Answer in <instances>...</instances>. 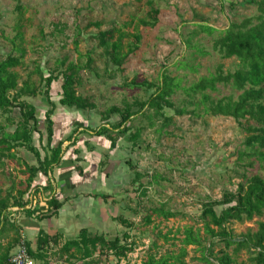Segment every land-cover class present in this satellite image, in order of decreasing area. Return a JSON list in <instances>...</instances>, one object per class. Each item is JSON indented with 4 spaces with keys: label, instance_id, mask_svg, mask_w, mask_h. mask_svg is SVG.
Segmentation results:
<instances>
[{
    "label": "rangeland",
    "instance_id": "374dc122",
    "mask_svg": "<svg viewBox=\"0 0 264 264\" xmlns=\"http://www.w3.org/2000/svg\"><path fill=\"white\" fill-rule=\"evenodd\" d=\"M255 13V6L246 0H0V59L11 49L10 40L5 36L13 37L20 23L24 56L22 64L14 70L19 85L26 80L38 90L36 95H24L22 99L35 107L36 130L31 133L32 144L41 155L44 154L42 145L46 144L44 113L50 104L43 94L39 69L47 76L49 71L63 68V59L66 63L74 61L84 65L86 53L92 58L90 66L81 70L77 93L92 102L93 109L61 106L58 103L61 77L50 84V100L55 103L51 115L53 144L62 140L64 147L70 142L68 136L75 127L74 134L80 136L85 133L84 126L93 129L117 122L120 119L117 113L109 118L103 116L111 106L120 109L128 106L134 112L128 122L131 129L118 137L113 147L108 139L88 132L87 138L81 135L77 140L80 150L88 149L86 139L88 145L93 142L98 146L94 145L99 151L97 154L82 152L79 161L82 169L90 162L89 168L102 172L103 181L96 186V192L102 191L105 195L93 197L87 205L79 203V219L90 223L85 225L89 234L113 237L129 233L134 249L120 259V264L140 263L149 254H178L181 249L186 252L185 264H210L200 259L196 245L185 244L186 229L192 227L203 234L202 203L221 199L224 191H234L245 176L262 173L257 160L248 164L255 158L246 155L243 162L237 159V152L245 150V131L232 117L207 112L218 98L236 99L240 91L223 83L204 90L203 96L199 92L189 96L184 90L202 76L213 74L219 64L224 72L240 67L237 58L222 57L214 42L229 20L239 21ZM93 21H100V27L86 25ZM145 21L153 25H145ZM203 24L216 30L208 31L200 26ZM111 26H120L128 34L124 44L136 45L120 66L113 64L97 44V32ZM134 35H138V41ZM74 40L78 42L77 50ZM163 67L179 83L167 97L170 104H164L160 112L154 108L140 109L139 103L155 91ZM18 119L15 108L0 111V138L9 135L11 138ZM134 132L137 136L131 140L129 134ZM9 153L13 155L10 157ZM9 153L0 162L3 193L12 183L22 187L28 175L26 166L37 163L24 146H14ZM43 180L44 176L39 173L32 185ZM30 193L35 197L39 193L41 197L49 195L42 191ZM148 207H162L174 215L168 218L152 215L151 222L146 223L144 215ZM220 208L215 206L217 212ZM17 217L11 216L12 223L16 224ZM260 221H264V212L251 219L231 221L229 227L236 237L255 231ZM76 233L72 230L68 235ZM21 237L30 242L20 231L18 235L12 233L10 254ZM62 241L59 234V242ZM49 246L47 263H68L65 256L58 254V243ZM221 246L217 243L212 248L215 255ZM228 251L235 261L247 262L245 249L233 253L230 247ZM98 259L116 261L111 255L108 258L100 255Z\"/></svg>",
    "mask_w": 264,
    "mask_h": 264
},
{
    "label": "trees",
    "instance_id": "16d2710c",
    "mask_svg": "<svg viewBox=\"0 0 264 264\" xmlns=\"http://www.w3.org/2000/svg\"><path fill=\"white\" fill-rule=\"evenodd\" d=\"M246 3L253 4L256 13L239 21L229 20L227 27L219 30L220 36L214 42L215 48L222 57L237 58L240 67L233 71L224 72L219 64L213 74L202 76L189 87L184 88L189 96L197 92L203 96V91L214 89L216 83L230 84L234 89L240 91L236 99L230 96L218 98L207 108V112L212 115L230 116L234 119L236 124L246 133L243 140L245 150L237 152V159L243 162L244 156L253 157L255 159L249 161L248 164L252 165L257 160L262 171V173L245 176V179L237 183L234 191H224L221 199L208 200L202 203L200 218L203 221V234H200V230L195 231L192 227L186 229L185 244L196 245L197 249L200 250V259L210 264H264V221L258 222L255 231H248L236 237L229 227L231 221L240 222L243 219H251L254 215L261 216L264 212V0H246ZM144 24L153 25V23L146 21ZM86 25L100 27V21L88 22ZM200 26L208 31L216 30L207 24ZM21 28L19 23L13 37L5 36V39L10 40L11 49L0 59V111L9 112L15 108L19 115V119L15 121L11 138L10 135L7 138H0V162L2 157L7 156L12 147L21 145L34 155L37 163L26 166L28 175L22 181V187H16L12 183L4 193L0 187V264L8 263L13 247L12 240L6 243L2 242V239L7 237L6 231L18 235V226L8 221L6 217L9 207L23 208L26 202L23 201V196L30 193L31 190L49 193V198L46 201L48 210L38 214V218L55 214L62 204L54 196L49 175L53 168L60 164L64 150L62 140L55 144L52 143L54 129L51 115L54 112L55 103L50 100L49 95L51 82L59 79V77L62 79L60 98L58 99L61 106L75 107L80 110L94 108L92 102L77 93L81 70L89 67L92 62L89 53L85 55L84 65L74 61L66 63V60L63 59L61 60L63 68L56 72L49 71L47 76H44L39 69L40 80L44 85L43 94L50 104L44 113L46 144L42 145L44 154H40L38 148L32 144L31 135L32 131L36 130L34 129L36 128L35 107L22 99L24 95H36L38 90L28 84L26 80L19 85V77L14 70L23 62L22 44L24 39ZM77 29L80 33L79 25H77ZM127 36L128 34L120 26L101 29L96 34L98 46L106 52L110 61L118 66L136 48L135 44L123 43V39ZM134 38L135 41L139 40L138 35H134ZM74 43L77 50V40H74ZM152 84L154 83H149L150 86ZM178 87L179 83L163 67L155 91L145 101L139 103V108H154L160 112L164 104H170L167 97ZM179 112L182 113L183 110H179ZM115 113L120 116L117 122L107 126L101 124L93 129L83 127L82 130H91L92 134L98 138L108 139L110 147H113L116 139L131 129L128 122L134 115L128 106L123 109L111 106L104 112L103 116L109 118ZM76 130L75 127L68 139L75 135ZM136 136L135 132L129 134L131 140H134ZM88 149L91 150V147L88 146ZM74 151L75 153L78 152L77 149ZM9 155L11 157L13 154L9 153ZM76 171L80 174L82 168L76 165ZM39 173L47 177V183L45 185H32L35 176ZM215 206H221L218 212L215 210ZM25 210L30 212L29 209ZM152 215L168 218L173 216L174 212L162 207H148L144 215L146 223L151 222ZM119 220L121 223L127 224L123 219ZM130 237L129 233L126 232L113 237H106L98 233L89 234L86 228H81L76 237L62 242H59V234L57 233L49 235L39 231L34 249L30 248L28 242L24 241V243L30 255L42 264H48V248L53 243L59 244L57 252L61 257L65 256L68 259L67 264H120V259L134 249V241L129 240ZM217 243H221L222 246L218 249V254L215 255L212 248ZM230 247H232L233 253L245 249L248 252L247 262L235 261L228 251ZM185 254V249H181L178 254L166 253L159 256L149 254L142 262L134 264H185L183 261ZM100 255L106 258L111 255L116 258V261L111 262L106 259L101 262L98 259ZM125 264L130 263L126 262Z\"/></svg>",
    "mask_w": 264,
    "mask_h": 264
},
{
    "label": "crops",
    "instance_id": "0c3cea01",
    "mask_svg": "<svg viewBox=\"0 0 264 264\" xmlns=\"http://www.w3.org/2000/svg\"><path fill=\"white\" fill-rule=\"evenodd\" d=\"M79 126L83 127V124L79 122ZM86 132H88V135L95 137V135L91 134L89 131H85V133L80 134V136L76 134V138L73 136L71 139H69L70 142L62 147L64 150L60 164L55 166L52 172L49 174L50 182L53 185L54 196L62 203L55 214L38 218V214L44 213L48 210L46 201L49 198V195L41 197L40 195L42 193H39L38 197L32 196L31 193H26L23 196V201H26L23 208L17 206L8 208L9 212L6 213L8 221L12 222L13 218H11V216H19L17 217V220L14 221L18 226L17 232L19 234L20 231V234L22 233L27 236L28 241L30 240L29 246L31 249H34L36 246V240L39 231H43L49 235L58 233L61 235L62 240L64 241L66 239H72L76 237V234L81 228H86L88 230L85 225L90 223L87 222L86 219H79L78 204L85 202L87 205L89 200H91L93 197L98 195L105 196L102 191H99V193L96 192V186L103 181V179L100 177V174L102 173L100 170H97L96 168H89L91 164L90 162H86V166L88 167L83 168L82 173L79 174L76 171V165H81L79 160L80 156L82 155L80 153L85 152L89 154H97V152H99L97 148L94 147V145H96L95 143L91 142L90 145H88L87 139L85 140V144L90 146L91 150L87 148L80 150L77 140L81 139L82 137L87 138L85 137ZM81 135L83 136L81 137ZM73 141H75L74 144H72ZM71 145H73L72 148L70 147ZM74 149H77L78 152L75 153ZM46 183L47 177L44 176L43 182L39 181L38 185H45ZM39 198L40 200H37ZM80 198L84 199L85 201L81 200ZM25 209H29L30 212H26ZM72 230H76L77 233L75 235L72 234L69 236L68 233ZM5 234L7 237L2 239L3 243H6L10 240V235H12V232L6 231Z\"/></svg>",
    "mask_w": 264,
    "mask_h": 264
},
{
    "label": "built area",
    "instance_id": "2783aa9c",
    "mask_svg": "<svg viewBox=\"0 0 264 264\" xmlns=\"http://www.w3.org/2000/svg\"><path fill=\"white\" fill-rule=\"evenodd\" d=\"M7 264H42L40 261H36L30 253L24 243L23 237H21L15 250L11 253ZM49 264V263H48ZM54 264V263H50Z\"/></svg>",
    "mask_w": 264,
    "mask_h": 264
}]
</instances>
